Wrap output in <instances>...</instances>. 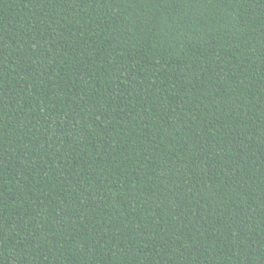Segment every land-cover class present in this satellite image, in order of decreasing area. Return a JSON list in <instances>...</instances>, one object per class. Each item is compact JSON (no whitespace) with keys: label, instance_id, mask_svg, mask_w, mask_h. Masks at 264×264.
<instances>
[{"label":"trees","instance_id":"trees-1","mask_svg":"<svg viewBox=\"0 0 264 264\" xmlns=\"http://www.w3.org/2000/svg\"><path fill=\"white\" fill-rule=\"evenodd\" d=\"M0 264H264V0H0Z\"/></svg>","mask_w":264,"mask_h":264}]
</instances>
